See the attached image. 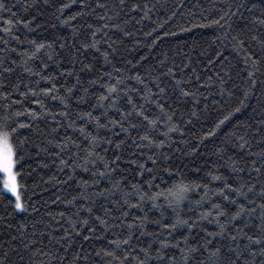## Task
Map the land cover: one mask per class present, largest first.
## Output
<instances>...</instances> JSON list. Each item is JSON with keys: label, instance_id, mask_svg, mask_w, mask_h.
Masks as SVG:
<instances>
[{"label": "snow or ice", "instance_id": "6c2138e0", "mask_svg": "<svg viewBox=\"0 0 264 264\" xmlns=\"http://www.w3.org/2000/svg\"><path fill=\"white\" fill-rule=\"evenodd\" d=\"M80 3L81 11L76 16L70 17L69 20H60L59 16L56 19L62 24H68L77 16L89 15L98 8L104 10L105 15L97 19L105 22L95 28L91 23H86L88 35L80 42V47L76 49L74 55L83 56V51L88 49L100 52L101 44L107 45L108 49L115 52L113 47L115 41L98 38V34L111 27L123 32L125 36L131 35L119 23L114 22L111 25L107 23L113 20V15L117 20L119 19L123 9L128 7L126 0H114L113 15L107 14L111 9H108L106 3L98 2L94 7L87 3V0H80ZM233 6V4L227 5V10L222 8L218 18L213 19L212 23L225 30L223 39L231 44L238 55H242L246 66L244 71L247 74L240 79L239 83H232L229 86V81L234 79L231 74L232 65L225 62L216 73L207 77L212 85L219 87L221 99L214 102L219 107L212 109L216 115L213 117L210 130L205 131L200 137V143H202L208 137L215 136L218 130H223L230 125L223 141L224 145H230L235 150L234 154L229 155L225 160V164L230 169V177L222 179L213 170H209L207 175L210 183L221 181L222 187L212 192L207 183L196 185L206 190L205 196H208L209 192L212 195H219L229 207L222 208L220 204H213L210 209L202 212L194 220L184 218L182 208L184 202L188 201V194L193 187L191 184L184 183L186 177L179 166L174 168L167 154V150L174 143L171 134L183 135L181 132L183 125L176 119L180 101L191 99L197 105L190 110L188 119L184 121L190 124L192 118L199 119L203 114L204 110L198 107L200 102L198 94L202 95L201 88L209 90L210 84L200 83L201 77L197 76L198 87L193 89L190 87V80L184 78L182 68L176 65H164L163 61L160 63L166 71L157 73L155 69H152L147 73L151 77L152 87H149L141 75L123 77L121 69L115 68V76L112 72L102 74L107 77L109 83L105 86V94L97 98L98 103L94 107L101 108L103 111L97 116H93L91 112L84 114L90 123H94L95 132H88L84 127L79 129L81 136L87 141L82 149L84 155L80 159L83 161V171L86 173L91 171L92 184L90 185L88 180L79 182L81 194L68 201L74 210L70 211L67 217L64 213H60L64 223L58 225V230L49 225L48 228L51 230L42 232L39 238H36L35 230H33L31 237L26 240L21 239L16 246L12 243L17 241L16 235L10 237V242L0 243V264H25V256L27 255L31 261L33 254L36 253L51 256L53 260L59 259L60 264H92V255L98 256L100 252L90 254L89 250L76 246L81 238L84 242L106 239L105 249L110 250L102 249L101 251L105 257L111 258L109 264L117 260L119 264H133V262L152 264L153 261L160 264L165 259L162 253L169 248L180 249L184 264H190L192 255L197 252H201L204 256L200 264H264V99L243 119H237V115L242 114L249 107L247 100L255 90L257 74L264 72V15L254 18L251 22L252 26L246 31H238L232 35L229 31L232 27L230 21L236 15L231 11ZM68 7V4H61L59 11L63 12ZM235 7L239 9L241 5L236 4ZM0 10H8L3 0H0ZM130 11H143L142 18H145L151 9L147 4L133 3ZM122 23L126 24L127 21ZM225 25L228 26L227 29ZM27 26L26 22L25 27ZM3 31L6 36H10L12 29L5 27ZM78 32L79 29L73 26L74 35ZM171 34L173 33H165V35ZM13 39H19V37H13ZM3 43L5 48L0 49V52L16 51L15 48H7V40H3ZM29 43L32 45V51L18 53V56L22 61L20 66L23 73L29 77H35V82L31 79L27 82L24 79H19L18 82L6 80L5 74L15 71L18 63L15 59L10 61L12 66L0 71V101L6 104V107L2 108L4 115L0 116V174L3 176L0 182L4 190L0 192V201L6 199L8 205L22 213L28 211V206L22 203L19 194V179L23 178V172L18 169L22 167L20 162L24 159V149L29 146V137L22 136L21 130L28 129L34 121L45 117H50L59 126L57 118L69 115L68 101L73 90L80 87L83 93L88 92V89L83 87L78 72H92L94 69L91 62L85 63L80 60L82 67L78 70L68 69L66 72L59 73L65 79V84L58 86L54 76L42 75L44 68L47 67L46 64L39 71H34L28 66L29 62L36 59L37 54L42 50L55 51V42L29 41ZM63 47L61 43L60 48ZM101 55L105 63H110V53L107 50ZM216 55L219 56L220 53L217 52ZM6 59L7 57H0V65ZM48 59L52 60V56L50 55ZM75 62L74 60L73 63ZM212 63L214 61L209 58V64ZM69 77H75L71 87H68L66 83ZM126 80H135L136 84L142 87H127ZM41 81H46L50 86L39 87ZM88 83L91 86L96 83V80ZM260 83L264 85V81ZM61 88L64 91L63 95ZM133 94L138 95L141 102L138 103ZM215 94L213 92V95ZM13 96L16 99H12ZM49 97L58 101L63 110L59 112L49 110L45 104V99ZM173 97H175L176 107L168 102ZM207 99L208 97H204L205 101ZM9 100L11 103H8ZM28 101L38 105L39 111L32 110L30 105L24 109V104ZM207 108L208 105L205 103V110ZM109 110H112L118 118L110 119ZM181 115L183 116V113ZM25 120L27 122H24ZM74 124L75 121H72L69 127ZM51 130L56 132L55 127ZM100 130H104L103 135L100 134ZM53 142V140L48 141L49 144ZM184 143L191 147L192 153L200 147V143L194 146L189 141ZM70 145L78 151L81 150L78 142L66 136L56 144L59 149L56 153L57 158L67 151ZM105 145L104 154L101 155L97 149ZM224 150L217 149L218 152ZM120 161H124L126 168L120 167ZM59 163L62 166L61 170L71 168L73 172L82 166L75 161L70 163L63 159L59 160ZM73 178L69 176V179ZM104 180L107 181V185L103 189L91 191L94 186ZM168 180L174 182L169 187L163 188L162 185ZM9 193L10 196H8ZM12 197L15 198L14 201ZM203 201L204 197H201L196 204L203 206ZM132 210H138L141 214L133 216ZM152 213H158V218H152L150 216ZM166 213L173 217L171 223L164 222ZM200 220L215 222L216 231L208 232L202 229L205 231V235L201 237L202 242L198 241L196 246H193L191 233L199 226ZM240 221H244L243 226H238ZM149 224L157 225L159 230L148 231ZM27 227L28 225L23 223L17 226L21 238L26 236ZM177 228L187 229V234L182 237L183 246H181V240L171 242V237ZM164 232L168 233L167 237L163 235ZM136 233L139 235L136 236ZM45 235L49 242L55 241L60 246L63 255H59L58 251H51L43 244ZM141 237H148L149 242L146 245L142 244ZM225 237L229 241L227 246L222 243ZM134 238L136 244H133ZM154 244H158L159 247L154 249ZM167 259L175 264V256Z\"/></svg>", "mask_w": 264, "mask_h": 264}, {"label": "trees", "instance_id": "16d2710c", "mask_svg": "<svg viewBox=\"0 0 264 264\" xmlns=\"http://www.w3.org/2000/svg\"><path fill=\"white\" fill-rule=\"evenodd\" d=\"M3 2L7 5L8 10H0V49L5 48L3 40H7V48H15L16 51L0 52V57H7L5 62L0 65V71L5 67L12 66L10 64L11 60L15 59L18 61L15 71L11 74H5L8 82H18L19 79H24L25 82L31 79L35 82V77H29L23 73V69L20 66L22 61L18 56V53L32 51V45L29 41H36L37 43L55 42V51L42 50L37 54L36 59L29 62L28 66L34 71H39L46 64L47 67L44 68L42 75L54 76L55 83L58 86L65 84V79L59 73L66 72L68 69L78 70L82 67L79 63L80 60L85 63L91 62L94 65V69L92 72H78L82 85L88 89V92L86 94L83 93L80 87L73 90V94L68 101L67 111L69 115L57 118L59 126L50 117H45L34 121L33 125L28 129L21 130L22 136L27 135L29 137V146L24 149V159L20 162L22 167L18 169L23 172V178L19 179L21 200L22 203L28 206V211L26 213L19 212V210H14L11 205H8L6 199L0 201V218H2L0 219V243L10 242V237L16 235L18 237L17 241L12 242L13 246H16L21 242V239L26 240L31 237L33 230H35L36 238H39L42 232L51 230L48 228L49 225L58 230V225L64 223L60 213H64L65 217H67L69 212L74 210L68 204V201L72 200L74 196L81 194L78 187L79 182L88 180L89 184H92L90 179L91 171L87 173L83 171V161L80 159L84 155L82 149L86 146L87 141L81 136L79 129L84 127L88 132H95L94 123H90L84 114L91 112L93 116H97L103 111L101 108L94 107L98 103L97 98L105 94V86L109 83L107 77L102 74L112 72L115 76V68L121 69L123 77L141 75L145 78V82L149 84V87H152L151 77L147 73L152 69H155L157 73L166 71V68L160 63L163 61L164 65H176L182 68L184 78L190 80V87L193 89L198 87L197 76L201 77L200 83L210 84L209 90L201 88L200 93L202 95L198 94L200 101L198 107L204 110L203 114L199 119L192 118V123L190 124L184 123V121L188 119L190 110L197 105L191 99L180 101L176 119L183 125L181 128L183 135L180 133L171 134L174 143L167 150V154L174 168L179 166L184 177H186L184 183L191 184L193 187V190L188 194V201L184 202L182 208L184 218L194 220L202 212L210 209L213 204H220L222 208L229 207L227 202L223 201L219 195H212L209 192L208 196H205L206 190L202 187H196V185L207 183L212 192L222 187L221 181L210 183V178L207 174L209 170H213L222 179L229 178L230 169L225 164V160L235 152L230 145L223 144L225 133L230 128V125L223 130H218L215 136L208 137L200 143V137L204 135L205 131L210 130L213 117L216 115L212 109L219 107L214 102L221 99L219 87L212 85L207 80V77L216 73L221 64L225 62L232 65L231 74L234 77L233 80L229 81V86L232 83H239L240 79L247 74L244 71L246 66L243 63L242 55H238L231 44L223 39L225 30L214 25L212 21L218 18L222 8L227 10V5L233 4L231 11L235 12L236 15L230 21L232 27L229 31L232 35H235L238 31H246L248 27L252 26L251 22L254 18L264 15V0H126L128 7L123 9L118 20L113 15L114 0H87V3L92 7L98 2L106 3L108 9H111L107 14L113 15V20L107 21V23L109 25L114 22L119 23L131 35L125 36L123 32L117 29L106 28L98 34V38L103 37L104 39L115 41L113 45L115 52L108 49L107 45L101 44L100 52L88 49L83 51V56L74 55V53L80 47V42L88 35L86 23H91L94 28L103 24L105 21H100L97 17L105 15L104 10L96 8L89 15L77 16L75 20H70L68 24H62L56 17L59 16L60 20H69L70 17L76 16L81 11L80 0H3ZM133 3L147 4L151 9L147 17L142 18L144 17L143 11H130ZM61 4H68L69 7L60 12ZM236 4L241 5V7L237 9L235 7ZM27 5H32V7H27ZM153 5L155 7H152ZM123 21H127V23H122ZM26 22L28 24L27 27H25ZM73 26L79 29V32L75 35ZM5 27H11L10 36L5 35L3 31ZM227 27L225 25V29ZM181 29H185V31H181ZM257 30H259V26H257ZM165 33L173 34L165 35ZM13 37H19V39H13ZM61 43L64 45L63 48H60ZM105 50L110 53V63H105L101 55ZM217 52L220 53L219 56L216 55ZM50 55L52 60L48 59ZM209 58L214 63L209 64ZM74 60L76 61L75 63H73ZM237 73H239V76H237ZM74 79L75 77L67 79L68 87H71ZM91 80H96V83L89 86L88 82ZM260 81H264V72L257 74L255 90L247 100L249 107L242 114H238L237 119H243L264 99V95H262L264 93V85ZM45 86H50V84L46 81H41L39 87ZM126 86L142 87L137 85L135 80H126ZM153 91H155L154 87ZM213 92L216 94L213 95ZM61 94H64L63 88H61ZM133 95L138 103L141 102L138 95ZM81 97L83 98L81 99ZM204 97H208L207 101L204 100ZM12 99H16V97L13 96ZM168 102L172 103L174 107L177 106L175 97ZM8 103H11V100ZM205 103L208 105L207 110H205ZM45 104L53 112L63 110L59 102L52 100L50 97L45 99ZM29 105L32 110L39 111V106L31 104V101L24 104V109H27ZM3 107H6V104L0 101V116L4 115ZM181 113H183V116ZM109 118H118V116L112 110H109ZM72 121H75V124L69 127ZM24 122L27 121L25 120ZM101 122H103V118H101ZM53 127L56 128V132H52L51 129ZM114 131L119 130L114 129ZM100 134L103 135L104 130H100ZM66 136L78 142L81 145V150L78 151L74 146L70 145L69 149L61 153L59 158H57L56 153L59 152V149L56 144L61 138ZM49 140H53V144H49ZM184 141H189L193 146L200 143V147L195 153H192L191 147L185 145ZM103 147H106V145L97 149L101 155L104 154ZM218 148L225 150L218 152ZM61 159L70 163L75 161V163H79L82 166L76 168L74 172L71 168L61 170L62 166L59 163ZM119 164L121 168H126L124 161H120ZM89 167L91 168V165ZM70 175L74 178L69 179ZM0 181H2V174H0ZM173 182V180H168L162 187L167 188ZM106 185V180L101 181L91 191L103 189ZM3 191L2 182H0V192ZM201 197H204L203 206H198L196 201L200 200ZM140 214L138 210H132L133 216ZM150 216L158 218L159 214L152 213ZM172 219L173 217L169 213L165 214V223H171ZM22 223L28 225L25 229L26 236L23 238L19 236L17 231V226ZM198 224L199 226L193 229L191 233V244L193 246H196L198 241L202 242L201 237L205 235L203 230L208 232L216 231L215 222L209 223L207 220H200ZM243 224L244 221L238 222V226H243ZM147 230L154 232L158 231L159 227L149 224ZM186 234V228H177L171 237V242L175 243L177 240H181V246H183L182 237ZM138 235L139 233H136V236ZM163 235L167 237L168 233L164 232ZM141 241L142 244L146 245L149 242V238L141 237ZM222 243L226 246L229 244L227 237ZM43 244L48 246L51 251H58L59 255H63L60 246L55 241L49 242L46 235L43 238ZM106 244V239L84 242L81 238L77 241L76 246H82L84 249L89 250L90 254L100 252L98 256L92 255V264H109L111 258L105 257L103 251H101L102 249L110 250L105 249ZM133 244H136L135 238L133 239ZM156 247H159V245L154 244L153 248L155 249ZM153 255H155V252H153ZM162 255H164L165 259L160 264H172L167 259L171 256L176 257L175 264H184L179 248L164 250ZM203 259V254L197 252L192 255L190 264H200ZM25 264H60V262L59 259L53 260L51 256L36 253L33 254L31 261L26 255ZM111 264H119V261H111ZM152 264H157V262L153 261Z\"/></svg>", "mask_w": 264, "mask_h": 264}, {"label": "rangeland", "instance_id": "374dc122", "mask_svg": "<svg viewBox=\"0 0 264 264\" xmlns=\"http://www.w3.org/2000/svg\"><path fill=\"white\" fill-rule=\"evenodd\" d=\"M2 179H3V176H2ZM10 194V193H9ZM19 194H20V191H19ZM11 195V194H10ZM21 196V195H20ZM13 198V200L15 199L14 197H12ZM22 201V200H21Z\"/></svg>", "mask_w": 264, "mask_h": 264}]
</instances>
